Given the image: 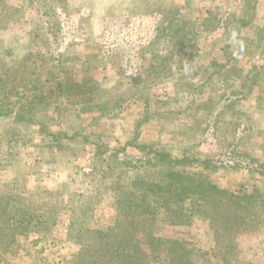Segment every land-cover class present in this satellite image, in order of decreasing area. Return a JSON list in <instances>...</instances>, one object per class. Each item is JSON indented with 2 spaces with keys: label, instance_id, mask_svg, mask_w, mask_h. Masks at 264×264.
I'll use <instances>...</instances> for the list:
<instances>
[{
  "label": "rangeland",
  "instance_id": "1",
  "mask_svg": "<svg viewBox=\"0 0 264 264\" xmlns=\"http://www.w3.org/2000/svg\"><path fill=\"white\" fill-rule=\"evenodd\" d=\"M135 2L0 0V264H113V230L129 221L124 205L149 186H164L172 171L185 174L189 190L180 198L162 193L153 218L136 219L149 264H178L166 256L176 247L181 264H264V175L252 165H146L143 154L118 152L132 139L126 124L141 119L146 105L139 141L179 155L173 147L182 134L160 111L168 97L183 96L189 80L167 64L148 79L141 73L144 48L157 42L158 17L153 8L123 10ZM160 7L172 9L181 25L215 18L198 39L209 61L228 62L238 35L240 49L214 89L251 71L242 91L232 85L241 92L239 120L228 116L231 91L227 101L201 98L207 112L173 120L198 153L227 161L223 150L237 143L239 156L264 169V69L251 70L263 66L254 58L253 33L264 27V0H164ZM247 8L253 12L243 14ZM245 17L253 23L240 28Z\"/></svg>",
  "mask_w": 264,
  "mask_h": 264
},
{
  "label": "trees",
  "instance_id": "2",
  "mask_svg": "<svg viewBox=\"0 0 264 264\" xmlns=\"http://www.w3.org/2000/svg\"><path fill=\"white\" fill-rule=\"evenodd\" d=\"M163 3L164 0L160 2L136 0L135 4H130H134L133 6H125L123 7V10L128 14H132L133 10H141L144 11L143 13H145V11H148V9L153 8V12H155L156 16L158 17V22L156 23L154 28L157 33V35L155 36V40L157 42L152 41L149 43V45H147V47L144 48L145 53H143L144 55L142 56V58L145 62L148 63V67L141 71V73L145 74L148 79V76L156 69L157 64H160L161 67L165 66V69H167V64L169 66L167 69L169 73L174 72V76H176V74H182L183 72H185V75L189 79L188 85L182 93L183 96L179 98V94H177L175 97H168L164 101L162 111H160L161 116H163L164 118L167 116L169 118V124H174V126L176 127V132L179 135L182 134L179 143H177L173 147V149L176 150L179 155L176 157H172L163 150L159 149L157 145L145 144L139 141V130L145 123V121L147 122L149 120L146 117L148 115V110L145 104V106L142 107L141 119L134 122V124L131 123V128L126 124L129 131V136L132 139L130 141H125L118 152L126 153L128 152V150H133L135 153H138L140 155L143 154L146 157V165L147 163H150L151 160L155 163H164L167 167H172L175 165L185 167L198 166L202 167L203 169L211 170H216L217 167L220 168L221 165H223V167L234 168H243V166L245 165H252V168H254L253 170H256V173L264 175V169L260 168L263 167L262 164L260 165V167H258L255 163H253V160L249 161L245 157H243V155H238L237 151L239 150V147L237 143L223 150V156L227 157V161H225L224 159L218 160L214 157H208L205 154L202 155L198 153L195 149L192 139L190 138L192 136L187 132V130L184 131L183 123L175 122V120H173L175 116L185 115L189 111L196 110L193 113V116L207 112L204 108L202 109V107L205 105L204 103L198 104L201 98L205 96V100H207L209 104L212 103L215 98H217L219 102L224 100L227 101L228 98L225 97V95L229 91H231L229 92V94H231V96L233 97L229 99L231 103L228 108L230 110V114L228 116L230 117L231 122L234 120L238 121L239 118L237 117L238 112L236 109V105L237 100H239L238 96L241 94V92L236 93L234 91L235 88L232 87V85L234 86L237 85L236 83H239V89L242 91V88L246 86L248 80L251 79V71H240L236 74V80H233L226 89L215 90L214 88H219V86L224 83L220 79L223 70L226 69L230 65V63L234 62V60L231 59H233V57L238 53V50L240 49V41L238 39V35L235 39L236 49L232 51V58L229 59L228 62L218 64L215 61H209L207 60V55H205L204 57L202 56V53L199 52L200 50L198 48V39L202 31H206L207 34L208 32H210V28L208 26L209 22L211 20H215V18H205L199 25L193 23L192 20H190V23L188 25H181V21L178 22L176 20V13H174L172 9L169 8L168 10H164L160 7V5H162ZM118 5L119 7L121 6L119 3ZM245 12L252 13L253 8L245 9L243 14ZM175 23L176 27H174L173 25ZM177 23L180 25L177 26ZM249 23H253L252 19L249 20L245 17V20H242L239 23V26L241 28L245 25H248ZM253 34L255 37L253 39L254 41H256L255 51H257V55L254 58L262 61L263 66L258 67L254 65L251 70H257L259 68L264 69V27L262 30L255 28ZM211 50L214 51V49L211 48L210 50L206 51L208 52L206 54L210 55L212 53ZM158 61L160 63H157ZM252 82H255L254 79ZM136 84H141L140 86L145 89L147 88L148 83L146 82V79H143L136 82ZM217 95L220 96L217 97ZM39 98H41V96ZM147 100L148 96H145L143 97L142 101L144 103H147ZM113 106H117V101H113ZM123 118L124 117L120 119L124 120ZM184 135H187L188 137H185ZM245 161H248V163H245ZM224 162H227L226 165ZM248 168L251 169V167ZM184 178V173L175 171H172L170 173L168 172L167 181H165L166 183L164 186H149L150 191H142V193L134 195L133 200L127 202L124 205V209L122 208L123 216L124 219H128L129 221L127 222V226L119 227L117 228V231L113 230V264H149L148 256L141 250L139 242L137 240L138 229L136 226V219L146 218L144 217L146 215H148L147 217H150V219L153 218V214L159 206V203L157 202L159 200L157 199H162V193L165 192L166 195L176 192L178 198H180L182 194H186L185 190H189L190 187L184 184ZM198 187L200 186L198 185ZM166 200L168 201L169 199L165 197V203ZM167 209L169 212L174 213V210L170 207H167ZM221 219L227 218L222 214ZM154 240L155 239L151 238V242L149 243H152ZM117 243L129 245L127 247H120L116 245ZM156 243H160L161 245L166 244L165 241H161L160 239H157ZM178 250L179 248L177 247L174 248L173 251L166 250V256H174L171 260H173L174 262L176 261L178 264H181L185 259L180 260L182 255L177 253ZM151 254L152 253H150V255Z\"/></svg>",
  "mask_w": 264,
  "mask_h": 264
}]
</instances>
